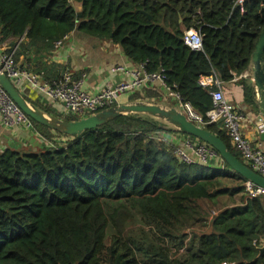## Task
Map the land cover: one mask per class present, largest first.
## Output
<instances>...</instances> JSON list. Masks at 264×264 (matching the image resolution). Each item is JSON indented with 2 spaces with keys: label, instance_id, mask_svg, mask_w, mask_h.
Wrapping results in <instances>:
<instances>
[{
  "label": "trees",
  "instance_id": "16d2710c",
  "mask_svg": "<svg viewBox=\"0 0 264 264\" xmlns=\"http://www.w3.org/2000/svg\"><path fill=\"white\" fill-rule=\"evenodd\" d=\"M242 10L235 0H0V45L15 41V64L23 56L19 68L43 77L42 58L78 31L119 45L148 72L163 69L165 85L204 120L212 102L199 81L211 75L222 85L241 77L243 103L258 114L242 75L264 30V0ZM192 29L199 51L182 41ZM25 98L65 121L83 118ZM161 99L144 89L128 100ZM32 123L46 148L0 153V264H264V197H248L218 155L222 169L186 164L174 155L176 134L136 117L78 139ZM204 128L243 163L220 125Z\"/></svg>",
  "mask_w": 264,
  "mask_h": 264
},
{
  "label": "built area",
  "instance_id": "2783aa9c",
  "mask_svg": "<svg viewBox=\"0 0 264 264\" xmlns=\"http://www.w3.org/2000/svg\"><path fill=\"white\" fill-rule=\"evenodd\" d=\"M241 12L244 0H235ZM65 37L63 41L66 39ZM60 41L55 44V48L62 45ZM182 41L192 51L201 50V37L195 30L184 32ZM16 47L9 52L0 53L1 71L12 81L15 86L23 83L28 84L40 95L51 103H61L64 108V115L90 116L103 109L112 107L119 102L120 97L141 92L144 89L160 86L164 91L161 94V101L170 105H178L187 119L192 123L204 127L206 125H220L230 139L231 146L239 154L240 158L255 173L264 178V152L256 149L252 144L243 138L241 125L244 115L239 108L233 106L226 100L222 91L220 80L211 75L200 79L199 86L210 88L212 106L206 113L205 120L198 115L188 103L181 101L178 93L171 91L165 85V75L163 69L156 72H148L146 63L135 66L134 69H127L122 66H114L110 72L114 75L121 74L130 76L128 81L122 80L115 85H107L106 88L97 94H90L82 90V80L73 79L68 72H64L60 80L54 83L41 81L38 77L22 71L14 62L13 55ZM160 93V92H159ZM0 118L4 127L13 128L22 126L26 129H33V123L0 88ZM261 133H264V122L259 125ZM155 138L163 139L160 135ZM164 140V139H163ZM174 155L186 164H198L207 166L217 160L215 151L196 141L187 139L174 148ZM222 167V166H221ZM223 168V167H222ZM220 168V169H222ZM245 192L248 197H264V190L252 183H244ZM264 245V240L261 241Z\"/></svg>",
  "mask_w": 264,
  "mask_h": 264
},
{
  "label": "crops",
  "instance_id": "0c3cea01",
  "mask_svg": "<svg viewBox=\"0 0 264 264\" xmlns=\"http://www.w3.org/2000/svg\"><path fill=\"white\" fill-rule=\"evenodd\" d=\"M80 12L78 11V15H80ZM12 43H15V41H7L0 45V53L10 51ZM23 59V56H20L19 62L16 64L18 67L22 66ZM42 60L45 66L41 65V68L45 67L46 73L43 75L45 79L42 76L38 77L41 81L54 83L60 79L61 72H68L73 79L82 80V90L90 94L100 93L107 85H115L122 80L128 81L130 79V76L112 74L110 72L112 67L122 66L127 69L135 68V65L123 54L119 45L108 40H99L85 36L78 31H74L67 36L58 49L55 48L50 56L42 58ZM251 74L252 71L250 70L242 75V77L251 78ZM57 75H59L58 79L56 78ZM240 78H235L232 82L222 85V91L226 100L233 104V106L239 108L244 115V121L241 125L243 138L248 140L256 149L264 152V137H262L259 129L262 120L259 114L251 112L244 105L242 90L238 85ZM16 87L30 100H40L41 102L47 103L55 113L64 114V108L61 103H51L28 84L23 83ZM150 89L157 91L158 95L164 94L160 86L159 88L152 87ZM129 97L128 95L120 97L118 103L128 101ZM170 139L175 145H180L183 141L187 140V138L177 134L171 136ZM47 145L45 139L35 129H26L22 126L7 128L4 127L0 118V153L6 149L37 152L46 148ZM242 161L246 165V162L244 160ZM212 167L222 168L219 159L214 161ZM263 246L260 242V248Z\"/></svg>",
  "mask_w": 264,
  "mask_h": 264
},
{
  "label": "water",
  "instance_id": "95a60500",
  "mask_svg": "<svg viewBox=\"0 0 264 264\" xmlns=\"http://www.w3.org/2000/svg\"><path fill=\"white\" fill-rule=\"evenodd\" d=\"M81 15H77L79 18ZM149 18V17H148ZM264 54V30L260 34L255 50L251 56L250 82L255 88L258 114L264 122V72L262 55ZM0 88L13 103L33 122L75 139L86 131H92L120 117H136L153 124L157 130L177 135L193 137L202 144L212 148L229 170L246 182L264 190V178L252 171L247 165L231 154L227 146L214 134L187 119L178 105L163 101L131 100L118 103L93 115L85 116L78 121H65L51 115L28 101L12 81L1 71ZM264 137V133H262ZM264 253V246L260 248Z\"/></svg>",
  "mask_w": 264,
  "mask_h": 264
},
{
  "label": "rangeland",
  "instance_id": "374dc122",
  "mask_svg": "<svg viewBox=\"0 0 264 264\" xmlns=\"http://www.w3.org/2000/svg\"><path fill=\"white\" fill-rule=\"evenodd\" d=\"M159 136H160V134H159ZM243 163H244V162H243ZM135 220H136V223L133 222V221H130L131 223H133V229H136V228L139 227V221H138L137 219H135Z\"/></svg>",
  "mask_w": 264,
  "mask_h": 264
}]
</instances>
